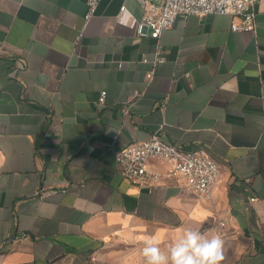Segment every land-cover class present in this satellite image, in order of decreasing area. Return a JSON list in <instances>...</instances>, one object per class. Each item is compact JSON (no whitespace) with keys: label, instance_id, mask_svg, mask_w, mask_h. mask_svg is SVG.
<instances>
[{"label":"crops","instance_id":"crops-1","mask_svg":"<svg viewBox=\"0 0 264 264\" xmlns=\"http://www.w3.org/2000/svg\"><path fill=\"white\" fill-rule=\"evenodd\" d=\"M122 6L142 18L138 0L87 24V0H0V264H145V239L166 251L185 229L220 235L221 264H264V0L254 32L215 13L158 39ZM157 131L210 151L209 194L122 176L116 151Z\"/></svg>","mask_w":264,"mask_h":264},{"label":"built area","instance_id":"built-area-1","mask_svg":"<svg viewBox=\"0 0 264 264\" xmlns=\"http://www.w3.org/2000/svg\"><path fill=\"white\" fill-rule=\"evenodd\" d=\"M101 0H87L86 24L97 13ZM144 13L141 19L125 16L121 7L120 20L130 23L141 36L158 39L162 32L173 26L179 16H207L228 14L232 17L231 28L238 31H255L257 26V3L260 0H138ZM162 61L163 58H159ZM23 64H19V67ZM118 66L122 67L119 61ZM15 74V69L12 70ZM136 96L139 91H135ZM107 95L102 90L98 102L104 103ZM129 106L125 108L127 111ZM160 159L167 164L165 172L150 167V159ZM116 165L124 178L140 188L151 189L165 178H182L186 185L200 194H209L220 181L223 169L205 147L186 149L164 141L157 131L143 141H135L116 151ZM256 195L250 201L258 199Z\"/></svg>","mask_w":264,"mask_h":264},{"label":"clouds","instance_id":"clouds-1","mask_svg":"<svg viewBox=\"0 0 264 264\" xmlns=\"http://www.w3.org/2000/svg\"><path fill=\"white\" fill-rule=\"evenodd\" d=\"M142 255L145 264H221L224 240L218 234L206 236L197 229H185L166 251L154 238L145 239Z\"/></svg>","mask_w":264,"mask_h":264}]
</instances>
